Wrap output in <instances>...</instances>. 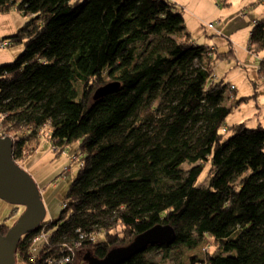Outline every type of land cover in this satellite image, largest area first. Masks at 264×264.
I'll use <instances>...</instances> for the list:
<instances>
[{"label": "trees", "instance_id": "16d2710c", "mask_svg": "<svg viewBox=\"0 0 264 264\" xmlns=\"http://www.w3.org/2000/svg\"><path fill=\"white\" fill-rule=\"evenodd\" d=\"M176 5L0 0V14L28 19L1 41L24 46L0 66V113L14 161L34 155L46 128L54 148L77 144L82 156L59 220L29 232L17 262L47 264L81 235L78 253L104 259L166 225L176 232L173 244L150 245L125 264H184L185 252L207 240L216 250L204 264H264V127L224 131L244 100L226 105L235 89L215 77L222 56L193 42ZM251 32L250 53L264 52V20ZM112 82L118 91L98 95ZM12 227L3 223L0 234ZM42 232L48 241L33 244ZM78 255L71 264H83Z\"/></svg>", "mask_w": 264, "mask_h": 264}, {"label": "rangeland", "instance_id": "374dc122", "mask_svg": "<svg viewBox=\"0 0 264 264\" xmlns=\"http://www.w3.org/2000/svg\"><path fill=\"white\" fill-rule=\"evenodd\" d=\"M176 11L184 15L187 32L192 35L193 42L201 46L216 47L215 56H222L217 62L215 77L225 80L234 93L227 94L226 105L240 102L234 106L224 126L228 136L229 129L236 124H245L248 128L264 127V77L259 75L260 62L264 52L250 53L249 42L251 30L257 21L264 20V0H172ZM28 21L18 12L0 14V66L13 63L24 50L23 45L9 47L4 51L1 47L3 37L14 36ZM213 25L212 29H209ZM42 134V133H41ZM48 129H44L37 152L25 153L26 158L19 162L20 166L36 181L41 192L46 216L45 222L58 221L64 211L71 183L77 178L82 156H77V144L64 150L56 151L47 142ZM44 139V141H43ZM46 139V140H45ZM190 169L189 164L183 166ZM209 165L205 167L199 179L201 187L209 183ZM22 206L11 205L0 200V225L14 226L23 215ZM212 241L185 252L184 264H204L208 253L215 252ZM85 251L79 253L80 260L85 262ZM16 264H23L18 261Z\"/></svg>", "mask_w": 264, "mask_h": 264}, {"label": "water", "instance_id": "95a60500", "mask_svg": "<svg viewBox=\"0 0 264 264\" xmlns=\"http://www.w3.org/2000/svg\"><path fill=\"white\" fill-rule=\"evenodd\" d=\"M119 83L112 82L101 88L98 95L110 96L120 89ZM13 140L0 138V200L11 205L22 206L23 215L7 232L0 234V264H16L19 242L31 231L37 230L44 222L46 210L36 181L13 158ZM173 227L161 225L139 235L126 247H117L106 258H85L86 264H125L147 251L150 245H169L176 240Z\"/></svg>", "mask_w": 264, "mask_h": 264}, {"label": "built area", "instance_id": "2783aa9c", "mask_svg": "<svg viewBox=\"0 0 264 264\" xmlns=\"http://www.w3.org/2000/svg\"><path fill=\"white\" fill-rule=\"evenodd\" d=\"M213 25H210L209 29H212ZM1 47L4 51H7V49L10 47V43L8 42H2ZM215 50L214 46H211L208 48V52L209 55L210 53H213V51ZM6 116L4 114L0 113V138H8L6 133H4V120H5ZM226 130V128H224V131ZM50 142V140H48ZM52 144V142H51ZM53 146V145H52ZM53 149L56 151H59L58 148H54ZM25 154V153H24ZM80 232V231H79ZM48 234L46 232H42L41 234L38 235V237H36L33 240V244H38V242H42L48 241ZM87 237H85L84 235L80 236L79 240L74 241L75 243H73L72 247H68L66 249L61 248L60 251H57V256L52 255L48 261L47 264H71L72 261L74 260V258H76L77 254H79L78 252L80 250H82L83 248V240H85Z\"/></svg>", "mask_w": 264, "mask_h": 264}, {"label": "crops", "instance_id": "0c3cea01", "mask_svg": "<svg viewBox=\"0 0 264 264\" xmlns=\"http://www.w3.org/2000/svg\"><path fill=\"white\" fill-rule=\"evenodd\" d=\"M171 1H172V0H171ZM1 34H2V33L0 32V36H2ZM3 38H6V37H3ZM2 40H3V39H2ZM42 134H43V133H42ZM42 134H41V135H42ZM45 140H46V139H45ZM43 141H44V139H43ZM46 141L49 142L48 140H46ZM39 143L41 144V143H42V140H40ZM49 143L51 144V142H49ZM38 147H39V146H38ZM37 150H38V148L36 149L35 152H37Z\"/></svg>", "mask_w": 264, "mask_h": 264}]
</instances>
